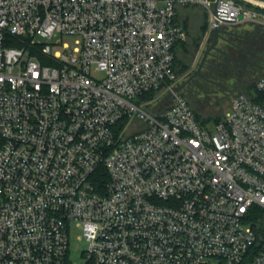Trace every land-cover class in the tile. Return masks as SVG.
<instances>
[{"label":"built area","instance_id":"obj_1","mask_svg":"<svg viewBox=\"0 0 264 264\" xmlns=\"http://www.w3.org/2000/svg\"><path fill=\"white\" fill-rule=\"evenodd\" d=\"M190 3L210 32L257 16L232 0H0V264H72V222L79 264H264V99L198 123L174 71Z\"/></svg>","mask_w":264,"mask_h":264},{"label":"rangeland","instance_id":"obj_2","mask_svg":"<svg viewBox=\"0 0 264 264\" xmlns=\"http://www.w3.org/2000/svg\"><path fill=\"white\" fill-rule=\"evenodd\" d=\"M212 4L215 0H211ZM226 1V0H225ZM235 3L244 6L246 9L257 13L256 18H250L241 22L228 23L225 26L228 30H234V25H239L243 29H253L255 25H264V11L258 10L257 7L264 9L263 6L254 4L247 0H232ZM179 22L186 30V38L178 45L177 54L179 65H185V71H178L179 85L181 91L186 97H195L196 105H192L196 113L202 118L222 116L228 110L232 99L242 90L236 89V81L243 77L252 76L251 68L248 74H245L244 68H239L238 76L235 80L220 82L218 85H211L209 94H204L198 90L199 86L203 84V79L198 76V73L206 72L207 68H203L206 60H212L211 54H216V51L210 50L202 67L200 65L204 58L205 52L211 47L215 41L214 32H210L209 26V11L208 8L202 4L190 3L179 8ZM221 34V33H220ZM219 34V35H220ZM65 42L73 44V38H64ZM199 42L198 47H194L195 43ZM218 47L224 45L222 38L218 37ZM216 45V44H215ZM179 69V66H178ZM198 71V72H197ZM248 75V76H247ZM243 76V77H242ZM240 77V78H239ZM239 82V81H238ZM235 84V85H234ZM231 87V88H230ZM252 97L257 96V91L253 90L250 94ZM216 122V121H215ZM215 122L208 121L205 126L208 128L213 127ZM83 235V230L77 226L76 222H72L70 229V262L72 264H79L84 262L83 252L87 248L85 238H80Z\"/></svg>","mask_w":264,"mask_h":264},{"label":"trees","instance_id":"obj_3","mask_svg":"<svg viewBox=\"0 0 264 264\" xmlns=\"http://www.w3.org/2000/svg\"><path fill=\"white\" fill-rule=\"evenodd\" d=\"M258 10L264 11V9L257 7ZM178 21L179 17L177 18ZM181 23V22H180ZM228 24V23H227ZM226 25V24H225ZM221 28V34L219 39L222 38L224 41L223 47H218V42L211 49L216 51V54L209 53L210 56H213L212 60H206L203 68H207L206 72L198 73V76L204 80L203 84L200 85L198 90L204 94H209L211 85H218L217 81H226L235 80L238 76L239 68H244L246 71L245 74L250 72L249 77L240 78L236 81V89L242 90L243 94L248 95L255 101H260L264 99V92L259 91L256 88L257 81L264 79V25H255L253 29H243L239 25H234V30H228L226 26ZM184 40L179 41L175 46V62H174V71L176 76L179 78L178 71H185V65H179V59L177 54V48L180 43ZM18 45V43H15ZM199 42L195 43V48L198 47ZM208 55V56H209ZM179 66V69H178ZM248 76V75H247ZM234 84V85H235ZM180 90L181 86L179 85ZM231 88V87H230ZM253 90L257 91V96L252 97L250 94ZM182 92V91H181ZM239 93V94H242ZM185 97L186 95L182 93ZM188 103L192 107L196 120L201 126H205L208 121L218 123L220 122L224 115L216 117H207L202 119L195 111L192 105H196L195 97H186ZM108 180V175L103 166L97 171L94 177L95 184L97 187L103 191L105 184ZM264 219V213L261 210L256 211L251 217V224L257 229V231L263 230L262 221ZM251 257H248L244 264H248Z\"/></svg>","mask_w":264,"mask_h":264},{"label":"water","instance_id":"obj_4","mask_svg":"<svg viewBox=\"0 0 264 264\" xmlns=\"http://www.w3.org/2000/svg\"><path fill=\"white\" fill-rule=\"evenodd\" d=\"M257 1H260V2H263V3H264V0H257ZM239 19H242V16H240ZM225 20H226V22H228V23H233V22L236 21L235 19H231V18H225ZM220 32H221V28H220V27H216V28L214 29L215 41H214V43L211 45V47H210L209 49H207V51L205 52V55H204V58H203V60H202L201 65H200V68L202 67V65H203V63H204V61H205V59H206L208 53L210 52V50H211V49L215 46V44L217 43ZM197 72H198V71H197Z\"/></svg>","mask_w":264,"mask_h":264},{"label":"bare ground","instance_id":"obj_5","mask_svg":"<svg viewBox=\"0 0 264 264\" xmlns=\"http://www.w3.org/2000/svg\"><path fill=\"white\" fill-rule=\"evenodd\" d=\"M247 1L264 7V3L263 2H260V1H257V0H247Z\"/></svg>","mask_w":264,"mask_h":264}]
</instances>
